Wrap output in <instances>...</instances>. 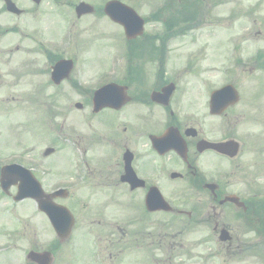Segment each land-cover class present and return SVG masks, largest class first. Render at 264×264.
<instances>
[{
    "label": "flooded vegetation",
    "instance_id": "flooded-vegetation-1",
    "mask_svg": "<svg viewBox=\"0 0 264 264\" xmlns=\"http://www.w3.org/2000/svg\"><path fill=\"white\" fill-rule=\"evenodd\" d=\"M52 1L105 5L109 0ZM38 49L48 60L50 50L43 44ZM19 50L18 45L0 44V61L8 57L9 61L3 60L8 64ZM72 78L65 82L73 86ZM128 79L123 76L116 81L130 93ZM140 79L131 78L140 83L141 91L130 95L125 106L99 112L93 107L96 88L80 87V82L73 86L80 106L72 117L64 114L60 122L61 135L72 146L50 147L54 152L42 153L29 168L48 193L74 195L75 210L88 218L80 224L75 213L70 230H62L66 221H59L62 226L57 230L47 214L35 226L32 220L18 225L17 204L8 203L12 217L0 220V264H158L162 244H167L170 264H257L258 257L264 262L258 248L264 249V141L259 140L263 134L257 125L251 134L249 163L242 156L246 141L240 142L236 156L205 142L199 150L200 141L220 143L233 136L225 129L192 122L187 91L179 82L162 76L146 83ZM171 83L175 91L167 105L152 99L153 93L163 92ZM144 86L149 90L142 91ZM227 115L225 111L223 117ZM166 133L170 140L158 142ZM57 153L71 160L72 170L68 167L60 173L47 165L46 160ZM30 155L34 156L33 151ZM17 190L12 186L9 192ZM159 192L170 208H158ZM188 195L202 197L199 200L205 203L186 201ZM96 200L100 203L94 204ZM112 210L122 211L120 220L107 218ZM131 243L148 245L152 251L136 261L129 251Z\"/></svg>",
    "mask_w": 264,
    "mask_h": 264
},
{
    "label": "rangeland",
    "instance_id": "rangeland-1",
    "mask_svg": "<svg viewBox=\"0 0 264 264\" xmlns=\"http://www.w3.org/2000/svg\"><path fill=\"white\" fill-rule=\"evenodd\" d=\"M13 1L19 8L24 9L23 15L15 16L8 13L4 1L0 0V44L21 45L20 51L8 64L3 63L8 57L0 61V67L5 70L4 77L0 80V155L4 161L8 160L6 156L15 154L18 150L22 152L24 147L29 145L26 139H30L27 134L32 133L30 131L32 123L36 131L34 136H48V131L45 128L41 129L42 125H37V119H45L47 125L51 124L58 128L61 117L64 114L72 117L76 113L75 104L80 101L72 83L64 82L60 87L48 84L49 75L41 73V70L45 69V63L43 55L39 49L37 50L39 45L37 38L25 37V31L28 32V36H32L39 28L44 27L46 37L51 40L48 43L60 45L65 54L70 50L76 53L79 63L74 70L72 81L80 80L82 86L95 84L97 76L110 69L113 62L111 58L115 57L114 62L118 70L110 74H116L121 78L127 76L131 87L129 94L133 95L141 91L138 89L140 83L128 76L132 75L133 67L137 65L141 69L138 75L142 76L141 79L144 80H140L144 82L151 80L155 65L152 59L144 58L148 55L155 56L152 45L144 48L143 46L148 44L151 37L157 41V33L163 32L160 29L166 26L162 23V18L169 14L170 9L172 12L173 9L176 10V6L182 11L189 4L178 2L162 7L164 4L162 0H128L143 17H147L144 40L129 42L124 34L122 35L128 49L134 50L136 47L142 49L143 57L133 58L135 55L128 50V54L131 55V58H128L125 50H121L123 42L120 33H116L122 29L112 24L104 13H97L90 19L83 18L78 22L74 10L77 1L59 5L54 4L52 0H42L40 4L33 0ZM195 2V22L191 23L189 28L181 30L184 35L170 40V54L159 77L162 76L163 80L167 81H177L182 91H187L186 106L192 122L210 129H225V132L234 135V138L249 142L244 145L242 151L243 161L249 163L253 126L257 125L259 133L263 134L259 140L264 141V64H254L257 53L264 52V0H195ZM97 5L99 7L100 3ZM179 12L173 14L175 19L173 22L181 20L186 15L183 13L176 15ZM39 18H42V21H39ZM167 20L172 21V17ZM75 21L76 26H71ZM91 26L96 28V31H91ZM18 29L23 35L16 32ZM170 34L175 35L172 31ZM114 50H117V54L111 56ZM228 83L239 89L241 101L232 107L226 117L212 116L208 106L209 94ZM144 90H149V87L144 86L142 91ZM134 106L139 108V105ZM32 140L36 148L35 154L38 149L50 143L46 138ZM48 160L56 164L59 170L67 168L66 161L59 157L54 156ZM0 194L1 220L12 217L9 213L12 207L8 205V199L1 191ZM167 198H170L169 194ZM181 198L183 197H177L178 200ZM200 198L202 197L188 195L186 201L205 203L204 200L200 201ZM73 199L74 195L70 194L59 202L71 205L74 214H78L81 224L88 217L84 212L81 214L75 210ZM10 202L13 203L12 200ZM99 203L98 200L94 201V204ZM30 208L37 210V203L32 199L21 202L19 207L17 205L15 210L19 219L18 225H21L22 221L32 220L35 226L41 221L39 217L42 215L31 211ZM108 211L109 220L121 219L122 211L112 210L111 216L114 215L112 217H108ZM37 239L41 241L40 234L37 235ZM21 243L22 240L19 241V246ZM166 246L167 244H162L161 251H157L158 264H170ZM258 248L264 255V249ZM129 251L131 258L138 261V257L146 256L145 253L152 251V248L131 243ZM257 259V264H264L260 257Z\"/></svg>",
    "mask_w": 264,
    "mask_h": 264
},
{
    "label": "water",
    "instance_id": "water-1",
    "mask_svg": "<svg viewBox=\"0 0 264 264\" xmlns=\"http://www.w3.org/2000/svg\"><path fill=\"white\" fill-rule=\"evenodd\" d=\"M8 4V8L12 11H18L19 10L16 8L15 4H13L10 0H6ZM110 6V5H109ZM125 11H127L125 14L119 13L115 8L113 7H107L106 11L107 13L111 16L116 21H119L122 23L125 27V31L127 36L134 37L139 34L143 33V28H144V19L141 18L133 9L126 7L124 8ZM93 8L90 7L89 5L82 3L77 7V12L79 14L86 13V12H92ZM65 70L69 68V64L65 65ZM71 69V68H70ZM65 72V71H64ZM70 70L68 73L64 76H68ZM173 91V87L170 88L169 94H171ZM239 95L236 90V88L233 85H228L221 90H218L213 93L212 95V103H213V108L214 104L218 105V108H222L223 106L227 107L230 104H234L238 101ZM124 101H122L121 104H123ZM120 103L116 104H111L112 106H121ZM105 106V105H104ZM224 107V108H225ZM220 112V111H218ZM36 198H38L39 203L42 204L44 203V200L42 199L43 193L39 195H34Z\"/></svg>",
    "mask_w": 264,
    "mask_h": 264
}]
</instances>
